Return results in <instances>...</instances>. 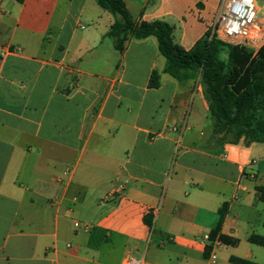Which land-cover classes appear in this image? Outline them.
Segmentation results:
<instances>
[{
  "label": "crops",
  "instance_id": "obj_1",
  "mask_svg": "<svg viewBox=\"0 0 264 264\" xmlns=\"http://www.w3.org/2000/svg\"><path fill=\"white\" fill-rule=\"evenodd\" d=\"M124 2L189 51L222 0ZM114 22L96 0H0V264H264V144L221 143L199 80L165 74L155 37L118 51ZM223 207L238 244L206 257Z\"/></svg>",
  "mask_w": 264,
  "mask_h": 264
},
{
  "label": "trees",
  "instance_id": "obj_2",
  "mask_svg": "<svg viewBox=\"0 0 264 264\" xmlns=\"http://www.w3.org/2000/svg\"><path fill=\"white\" fill-rule=\"evenodd\" d=\"M98 5L115 18L108 36L118 51L123 52L130 39L155 37L160 54L166 59L164 73L177 80H199L204 98L214 120V135L223 144H264V45L256 52L225 42L211 30L191 50H185L174 40V28L157 20L137 24L124 0H96ZM151 88L160 86V73L154 71ZM264 203V186L258 187ZM226 207L220 211V223L211 234L206 247L208 257L213 242L235 246L237 239L220 235ZM146 221L151 224L150 221ZM250 242L264 247V237L252 235ZM237 264H250L231 258Z\"/></svg>",
  "mask_w": 264,
  "mask_h": 264
},
{
  "label": "built area",
  "instance_id": "obj_3",
  "mask_svg": "<svg viewBox=\"0 0 264 264\" xmlns=\"http://www.w3.org/2000/svg\"><path fill=\"white\" fill-rule=\"evenodd\" d=\"M263 24L264 0H222L213 32H217L222 40L234 46L256 49L264 33ZM13 52L16 50L2 47L0 57ZM205 240L211 243L210 236H206ZM216 244H222L218 238L213 242V245ZM211 262L215 263L213 258ZM125 264L153 263H148L130 253Z\"/></svg>",
  "mask_w": 264,
  "mask_h": 264
},
{
  "label": "rangeland",
  "instance_id": "obj_4",
  "mask_svg": "<svg viewBox=\"0 0 264 264\" xmlns=\"http://www.w3.org/2000/svg\"><path fill=\"white\" fill-rule=\"evenodd\" d=\"M262 26H264V24ZM263 45H264V33L262 34L260 43L258 44V47L256 49L247 48V47H246V49L250 52L256 53ZM194 96H195V94H194Z\"/></svg>",
  "mask_w": 264,
  "mask_h": 264
}]
</instances>
